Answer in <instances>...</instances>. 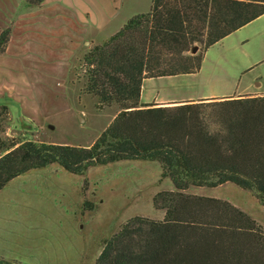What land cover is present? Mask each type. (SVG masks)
Listing matches in <instances>:
<instances>
[{
    "label": "trees",
    "instance_id": "1",
    "mask_svg": "<svg viewBox=\"0 0 264 264\" xmlns=\"http://www.w3.org/2000/svg\"><path fill=\"white\" fill-rule=\"evenodd\" d=\"M262 15L264 0H153L84 55V90L99 109L119 107L110 125L88 147L0 138V190L53 164L83 175L118 161H157L174 187L154 197L164 219L132 217L104 241L96 264H264L262 224L228 200L187 192L233 183L264 204V95L170 106L141 97L146 79L198 72L210 47ZM10 37V28L0 32V53Z\"/></svg>",
    "mask_w": 264,
    "mask_h": 264
},
{
    "label": "rangeland",
    "instance_id": "2",
    "mask_svg": "<svg viewBox=\"0 0 264 264\" xmlns=\"http://www.w3.org/2000/svg\"><path fill=\"white\" fill-rule=\"evenodd\" d=\"M152 1L106 0L104 25L85 26L80 47L63 41L62 34L45 35L37 58L23 60L19 68L23 53L17 48L19 17L13 14L18 1L0 3V32L11 29L0 58L15 68L0 82V105L9 108L0 109V138L91 146L119 107L99 109L98 99L84 90V55L133 16L149 12ZM254 90L264 91V15L210 47L198 72L145 80L141 97L163 105L161 100H217ZM161 172L157 161L125 160L83 175L53 164L13 179L0 190V257L20 264H96L104 241L132 217L164 219L154 197L174 187ZM187 192L228 200L264 226V204L254 192L233 183Z\"/></svg>",
    "mask_w": 264,
    "mask_h": 264
},
{
    "label": "crops",
    "instance_id": "3",
    "mask_svg": "<svg viewBox=\"0 0 264 264\" xmlns=\"http://www.w3.org/2000/svg\"><path fill=\"white\" fill-rule=\"evenodd\" d=\"M3 1L10 0H0V3H3ZM17 1L16 11L13 12V14L14 16L19 17L16 29H18L17 33L20 35V40L17 41V48H21V52L23 53L17 59V64L19 63V65L23 60H30L31 57L34 59L37 58L36 53L40 50L39 48H41V44L39 43L47 38L45 35L53 33H56L57 35L62 34L60 36L63 41L67 42L68 39L70 40V43L80 47V45L83 44L82 41L85 40L84 35H81L86 30V28L84 30V27L91 24L94 27L97 26L95 28L100 29V25L103 26V22H105L106 13L104 11H106V0H45L38 6L29 5L25 0ZM1 9L0 6V10ZM60 36L58 37L60 38ZM11 41H13V36ZM9 46H12V42H10ZM11 64L12 63L8 61L6 57L0 58V82H7L4 76H13L10 71H12V73L15 72L13 71L15 68H13ZM13 64L16 63L14 62ZM19 67H22V65L17 68ZM3 89V93H8V87H4ZM248 89L249 87L245 90ZM247 94L264 95V91L259 92L258 90H254L243 93L239 92L235 96L242 97ZM227 96L234 95L230 94ZM156 98H158V96L154 99ZM185 100L193 99L185 98L161 101H164L163 106H170L175 105L173 102H181Z\"/></svg>",
    "mask_w": 264,
    "mask_h": 264
},
{
    "label": "water",
    "instance_id": "4",
    "mask_svg": "<svg viewBox=\"0 0 264 264\" xmlns=\"http://www.w3.org/2000/svg\"><path fill=\"white\" fill-rule=\"evenodd\" d=\"M198 49H199V46H197V45L194 46L192 49V53H194V54L197 53Z\"/></svg>",
    "mask_w": 264,
    "mask_h": 264
}]
</instances>
